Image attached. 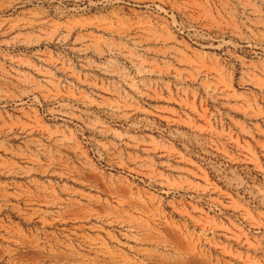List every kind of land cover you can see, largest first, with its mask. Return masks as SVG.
<instances>
[{
	"label": "rangeland",
	"instance_id": "obj_1",
	"mask_svg": "<svg viewBox=\"0 0 264 264\" xmlns=\"http://www.w3.org/2000/svg\"><path fill=\"white\" fill-rule=\"evenodd\" d=\"M0 264H264V0H0Z\"/></svg>",
	"mask_w": 264,
	"mask_h": 264
}]
</instances>
